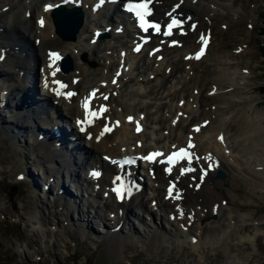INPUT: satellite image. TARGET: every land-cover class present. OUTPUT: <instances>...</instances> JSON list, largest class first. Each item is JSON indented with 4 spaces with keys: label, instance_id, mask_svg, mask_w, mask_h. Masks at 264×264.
I'll use <instances>...</instances> for the list:
<instances>
[{
    "label": "bare ground",
    "instance_id": "obj_1",
    "mask_svg": "<svg viewBox=\"0 0 264 264\" xmlns=\"http://www.w3.org/2000/svg\"><path fill=\"white\" fill-rule=\"evenodd\" d=\"M0 1H2V5H7L6 9H0V39H2L0 40V47L3 43L6 57L14 69L11 74L9 70H6L7 72L0 71V87L1 89L6 88L8 95L0 105V135L12 145L17 138L26 136L28 142L24 145L29 146V153L17 152L18 150H16L13 154L3 157L0 160V165L6 164L9 166L13 175L16 176L24 169V160H28L31 165L40 167L43 177L42 184H46L45 186L48 187L50 193L51 189L57 190L59 187L64 186V180L68 178L70 182L75 179L85 184L80 191H85L86 197H83L84 195L77 191H75V195H72L73 199L69 197L67 191L65 194L64 192H58L56 195L52 194L54 205L57 204V207L61 206L64 209L58 219H55L57 222L55 220L49 221L48 225L51 228L48 230L39 229V226L43 224L40 222V216L35 215L34 227L38 225V230L34 231H38L39 236L48 235L53 239V243L61 240L54 234L52 227L64 220L67 221L64 227L68 228L71 225L70 221L77 218L75 217V214H78L76 213L78 208L76 200L86 201L87 198L93 201L92 210L88 213H91V211L96 213L98 209L105 208L108 218L115 220V223L122 222L118 230L116 229L118 233H115L117 232L115 229L111 232L106 231L112 251L118 248L124 237H127L124 233L126 229L128 231V228H126L127 218L129 217L131 221L132 204H137L135 206L141 210V216L147 220V222L141 220L138 213V216L134 218L135 224L142 225L145 222L144 226H147L158 225V222L159 227L163 225L166 228L169 222L176 223L183 240L189 241L191 245L196 247L203 237L218 236L219 239V236L226 234L238 222L252 220L237 211L233 212L227 203L228 199L229 201L238 199L242 202H250L256 197L264 200V109L257 106L260 96H256L249 91L251 90L249 75L252 69L249 64L250 61L247 58H242L247 56L245 53H250L245 42H242L246 39L242 38L240 46L236 47L239 48L240 52L234 58L242 59L234 61V64L230 60H226V57H228L226 50V52L219 50L214 45L213 49L217 48L215 51L216 57L213 66L206 69L205 73L193 69L194 65H197V61L182 58V55L194 46L196 32L203 26V21H209L217 9L226 8L237 13L230 5L232 0H181L177 9L190 11L193 16L192 19H197L194 31H187L185 35L179 37L178 40H181L179 46L169 48L163 45L160 60L152 58L145 52H128L123 61L127 68L122 70L115 85H110L107 81L116 64L121 62L118 50L124 47L128 36H130L128 28L130 22L125 20V14H122L123 20H125L122 32L116 34L112 30L108 31L106 42L101 45L99 39L94 43L88 42L87 32H90V29L94 26L109 22L114 23L111 25L113 29L121 21H116L112 16L106 15V8L104 7L92 12L88 7H85L83 2L81 4L84 11L82 24L74 38L69 39L67 36L62 35V39L52 31L50 15L46 11L43 12L40 7L43 2L49 0ZM174 1L157 0L153 4L155 12H160L167 3L169 5L170 2ZM108 7L115 9L114 5ZM40 13L44 17L42 25L35 22L36 16ZM95 15H101L102 19L94 18ZM34 37L38 38L37 41H34ZM214 42L212 40L211 45ZM116 46L118 47L115 52ZM52 47L60 49L63 54H66L72 60V68L61 73V76L69 81L71 75H79L78 81L71 85L77 89L79 94L87 87L97 85L100 79L104 80L106 83L100 89L109 92L106 99L109 109L106 114L110 117L119 116L122 118L127 114H133L136 117L141 113L142 130L134 133L131 121L122 122L120 125L115 126L109 133L100 137L98 141L83 139L81 134H77L75 137L76 142L84 146L81 157L74 156L71 148L65 149L59 146L55 141L56 138L50 136L49 130L57 123V116L55 118H40V122H44L49 126L48 132H45L48 135H46V138L37 139L38 132L34 128V123L39 121L38 116L44 112L43 108H46L49 102L45 101L39 111L32 109L12 111L8 106L9 104H15L17 101L19 102L20 99L23 100L25 94L31 88L29 83L31 80L33 86L36 83L35 73L27 66V63L31 61L42 62L45 49ZM83 52L89 55L86 60L82 59L83 57L81 58ZM208 53L209 51L205 52L202 57L204 58ZM89 59L95 61V68L89 66ZM165 67H168L167 72L164 70ZM57 74L59 75V72ZM132 74H134L132 77L135 80L134 87L132 86L131 89L129 87L128 90L121 89V81L126 77H131ZM138 78H140V81H138ZM204 83H207L208 86L204 87ZM193 89L195 92H193ZM206 90H211V92L208 94ZM112 91H114V94ZM22 96L23 98H21ZM127 96L131 98L137 96L138 101L133 100L130 102L129 98H126ZM76 99L75 96L70 97L67 101L62 100L54 105L61 106L59 108L60 118L71 122L79 114ZM179 99L181 100L180 104L177 103ZM177 110H180L179 115H177ZM197 119H206V122L199 127V131L192 132L190 139L195 142L194 145L198 151H209L214 158H218L217 167L222 168L225 173L221 171V176H217V178L223 180L210 179L209 182L202 180L196 189L188 187L187 183L190 179L185 176H178L177 185L182 188L181 194L186 197H193L191 205L182 207V215L178 219H167L173 203H180V201H171L161 197L164 176L160 173V170H156L155 166V179L149 180L147 184L141 186L140 190L133 192L126 202L121 203H114L109 195L104 197L98 194L97 190L94 189L95 191H93L88 180L76 170V168L81 169L96 163L101 164L104 170L109 172L110 167L99 158L102 152L120 154L150 146H165L166 143H181L185 139V131H191L188 124L195 123L194 121H197ZM146 128L149 130H146ZM6 132H10V134L8 135ZM220 132L222 133V140H217V134ZM68 134L72 135L73 132ZM19 140L21 141V139ZM136 140L140 141L139 146L135 144ZM16 144L21 146L18 141ZM224 148H227L226 152ZM215 169L208 171L206 177L210 176ZM20 174L23 175V173ZM172 175H175V173H172ZM61 176H67V178L64 179ZM22 177L24 178V176ZM50 177L51 182L48 180ZM106 177L107 173L98 178L101 191L104 189ZM236 180L244 184V193L241 196L237 195V198H233L235 193L232 191V187L237 184ZM13 181L16 182L17 179L13 178ZM196 181L197 178L194 179L192 185ZM34 182L39 187V181L34 179ZM213 185L220 186V192L211 193ZM143 190L146 191L144 195L148 196V202L152 198L156 200L153 207L143 202ZM219 195L228 197L225 199V206L217 205L214 202ZM198 196L202 197L201 203L197 199ZM195 197L196 199H194ZM203 207L215 210L220 218L216 222L204 226L199 225L198 230H200L196 233L183 230L181 228L183 224H187L191 219H198L203 214L205 209ZM154 208L155 214L159 213L160 218L153 215L152 209ZM71 209L73 210L71 211ZM0 210L1 215H11L7 211L8 209L1 208ZM72 212L74 213L72 214ZM57 213H59L57 210L50 211L53 218ZM103 214L104 212H102ZM161 216H164V218ZM163 219L165 222H163ZM28 220H31V217ZM100 220L101 223H104L102 219ZM131 222L134 225L133 220ZM139 230L147 231L145 229ZM85 231L90 230H82L83 233ZM93 232L91 231V233ZM126 233L129 234V232ZM193 235L196 236V240L191 242L189 238ZM155 236L158 237L159 234H155ZM154 241L155 239H150V244Z\"/></svg>",
    "mask_w": 264,
    "mask_h": 264
},
{
    "label": "rangeland",
    "instance_id": "obj_2",
    "mask_svg": "<svg viewBox=\"0 0 264 264\" xmlns=\"http://www.w3.org/2000/svg\"><path fill=\"white\" fill-rule=\"evenodd\" d=\"M0 2L1 6L3 3ZM230 5L237 13L226 8H219L215 11L210 22L203 21L202 27L211 29L212 39L215 42L210 46L208 55L202 58L198 62V64L200 63L198 67L196 66L194 69L195 71L201 69V72L205 73L206 69L212 67L217 48L224 52L227 51L226 55L228 54V57H226V60H230L233 62L232 64H234V61L247 58L252 69L249 75L251 79V90L249 91L256 96H260L257 106L264 109V55L261 53L264 47V31L262 30L264 25V0H232ZM242 38L246 39L242 42H245L250 53L247 52L245 53L247 56L237 59L234 57L239 54L240 50L236 47L240 46ZM102 42L100 40V43ZM214 45L217 48L213 49ZM1 47H3V43H1ZM83 53L85 55L81 58L86 60L89 55L86 52ZM88 64L91 68L96 67V63L92 59L88 60ZM2 65L0 64V68H6ZM0 71L7 72L2 69ZM9 72L10 74L13 73L14 69L12 68ZM133 78L124 82L121 89L128 90L129 87L130 89L132 86L134 87L135 80ZM138 81H140V78H138ZM207 86L208 84L204 83V87ZM126 98H129L130 102L133 101L129 96ZM134 98L135 102L138 101L137 96H134ZM6 134L9 135L10 132H6ZM1 137L0 135V160L13 154L16 150H18L17 152L29 153V146L24 145L28 142L26 136L17 138L13 145ZM17 141L20 142L22 147L17 146ZM32 144L34 145L33 141ZM23 164L24 169L20 172L23 175H20L24 178L20 180L16 177L18 174L13 175L9 166L6 164L0 165V209H8L7 211L11 213V215L0 214V264H264V200L256 197L250 202H242L238 199L229 201L228 199L227 203L233 212L237 211L252 220L238 222L226 234L219 236V239L218 236L203 237L197 247L191 245L189 241L183 240L176 223L169 222L167 229L163 225L159 227L158 222V225L147 226H144L145 222L142 225L135 224L134 218L142 212L136 207L137 204H132L130 219L133 220L134 225L128 217L126 222L128 231L126 229V232H129V234L124 233L127 237H124L118 248L113 251L109 246L106 231H113L110 226L114 222L106 216L105 208L96 209V213L92 211L88 213L92 210L93 201L90 200L87 205H84V200L77 199L76 205L78 208L76 213L79 215L75 214L77 218L70 221L71 225L68 228L64 227L67 223L64 220L61 221L62 223L59 222V225L52 227L54 234L61 239L53 243L50 236L44 234L39 236L38 231H34L38 230V225L34 227L35 215L40 216V222L43 224L39 226V229L48 230L51 228L48 225L49 221L57 220L64 208L57 207V204L54 205L52 189L50 193L48 187L45 186L46 184H42L43 177L40 167L31 165L26 159ZM78 169H76L77 172ZM221 170L223 171L222 168ZM13 178L18 181L14 182ZM34 179L39 181V187L36 186ZM210 179L223 180L211 174L205 181L208 180L209 182ZM64 181L65 184L70 182L68 179ZM236 182L237 184L232 187V191L235 193L233 198H237V195L241 196L244 193V184L239 180H236ZM10 184L14 185V193L11 197L8 195ZM42 187L43 190L41 191ZM212 187L211 193L220 192L221 190L220 186L213 185ZM54 192L56 191L54 190ZM75 194L76 192L73 189V194L69 193L68 195L71 198ZM142 194H146V191L143 190ZM53 195H56V193ZM222 196L219 195L216 198L218 200L214 202L217 205L225 206V202L220 203ZM190 197L193 201V197ZM190 197H186L183 201L189 203ZM223 198L227 199L228 197L223 196ZM148 200L147 196L144 195L143 202L147 204ZM191 203L185 206L191 205ZM203 209L204 213L200 218L201 220L197 221L201 223L200 226L216 222L220 218L216 211L213 216H210L208 210L212 209H209V207H203ZM54 210L59 212L54 216L55 218L50 215V211L53 212ZM102 212H104L103 215ZM153 215L160 218L159 213L156 215L153 212ZM30 217L31 220H28ZM161 217L164 218V216ZM139 218L147 222L141 214ZM100 219L104 223H101ZM56 220L55 222H57ZM163 222H165L164 219ZM98 224L100 225L99 228H97ZM195 226L194 221L190 229L194 230ZM198 226L197 224L196 229L191 232L196 233L199 231ZM84 229L90 231L83 233L82 230ZM91 231L94 232L91 233ZM115 233H118V231ZM155 234H159V236L156 237ZM150 239H155V241L150 244Z\"/></svg>",
    "mask_w": 264,
    "mask_h": 264
},
{
    "label": "snow or ice",
    "instance_id": "obj_3",
    "mask_svg": "<svg viewBox=\"0 0 264 264\" xmlns=\"http://www.w3.org/2000/svg\"><path fill=\"white\" fill-rule=\"evenodd\" d=\"M74 0H63V3H66V4H70V3H73ZM59 6V5H57ZM52 6L51 5H48L46 6V10H48V8H51ZM149 2L148 0H143V2H140V3H137L136 5H134L130 11H135V14L136 16L139 18V21H140V28L143 29L145 32H147L149 29H154L157 33H159L161 31V26L158 24V23H148L146 20H145V16L146 15H150L149 11ZM171 15V14H170ZM41 23H43V21H41ZM182 21L178 20L177 18L173 17L171 19V22L167 24V31L164 32V35L166 36H171L173 35V29L174 28H181L182 27ZM201 42L204 46L200 47L199 51L195 54L196 56V59L199 60L203 55H205V51H206V46L208 44V41L206 39H204V37L202 36L201 37ZM137 52L140 51V48L137 47L135 49ZM51 56L52 57H55V58H59L58 57V54L56 53H51ZM55 73H53L54 75ZM113 83H116L115 80L112 81ZM59 83V82H57ZM60 93L57 92V95H59ZM69 96L73 95V93L69 92L68 93ZM91 96L94 98L96 96V92L94 91ZM104 99H107V97H104ZM84 108H85V115L86 117L88 115H91L93 117V119H95L97 117V113L99 112L100 115H102L105 111H106V108L101 106L97 111H92L91 110V102L89 99H85L84 101ZM128 120L129 121H132L133 120V117L129 116L128 117ZM78 124H82L83 121H77ZM83 130V128L81 129ZM109 127L108 126H105V129L104 131L107 132L109 131ZM141 129L139 126H137L136 128V131L139 132ZM196 131H199V126L196 127L195 129ZM103 134V133H102ZM222 139V137H221ZM193 147V145L191 143H189L188 145V148H191ZM163 155L161 152H152V153H149L147 155H145L143 157L144 160H148V161H153L156 157H159ZM186 158H189L190 159V156H189V152L187 151L186 148L184 147H181L179 148L178 151L176 152H173L171 155H169L167 157V162L169 164H172L174 163L176 160H184ZM169 172L172 171L171 168H168L167 169ZM115 192L118 194V196L120 198H123L125 194H130L131 192V187H126L124 185H121L119 188H116L115 189ZM172 192H173V188L170 186L168 188V194L169 196L172 195Z\"/></svg>",
    "mask_w": 264,
    "mask_h": 264
},
{
    "label": "water",
    "instance_id": "obj_4",
    "mask_svg": "<svg viewBox=\"0 0 264 264\" xmlns=\"http://www.w3.org/2000/svg\"><path fill=\"white\" fill-rule=\"evenodd\" d=\"M62 14H64L63 6H58L52 10V15L55 18L57 31L63 36L72 38L79 24V15L78 13L77 14L71 13L72 19L68 23L66 22V24H64V22L60 21V16H62ZM217 175H221V172L217 171ZM13 192H14V185L12 184L10 189L8 190V195L11 196Z\"/></svg>",
    "mask_w": 264,
    "mask_h": 264
},
{
    "label": "trees",
    "instance_id": "obj_5",
    "mask_svg": "<svg viewBox=\"0 0 264 264\" xmlns=\"http://www.w3.org/2000/svg\"><path fill=\"white\" fill-rule=\"evenodd\" d=\"M262 30L264 31V25L262 26ZM261 53L264 55V47L262 48Z\"/></svg>",
    "mask_w": 264,
    "mask_h": 264
}]
</instances>
